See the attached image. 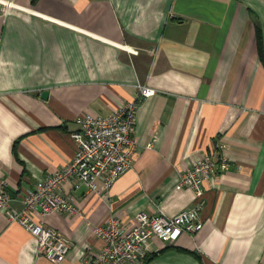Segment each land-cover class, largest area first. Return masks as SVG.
<instances>
[{
	"label": "crops",
	"instance_id": "1",
	"mask_svg": "<svg viewBox=\"0 0 264 264\" xmlns=\"http://www.w3.org/2000/svg\"><path fill=\"white\" fill-rule=\"evenodd\" d=\"M264 0H0V179L12 207L69 163L79 114L137 104L132 168L108 195L73 190L76 214L44 222L69 236L60 264H93L92 229L195 203L180 176L204 152L229 167L205 183L203 228L163 244L148 264H264ZM155 90L140 96L139 87ZM47 92V99L42 98ZM152 143L151 148L147 145ZM0 264H55L0 212Z\"/></svg>",
	"mask_w": 264,
	"mask_h": 264
},
{
	"label": "built area",
	"instance_id": "2",
	"mask_svg": "<svg viewBox=\"0 0 264 264\" xmlns=\"http://www.w3.org/2000/svg\"><path fill=\"white\" fill-rule=\"evenodd\" d=\"M140 96L149 98L155 90L139 87ZM137 104L126 103L108 116L79 114L78 129L71 134L76 145L73 159L64 167L38 180L33 189L20 198V209L12 207L8 182L0 179V212L8 221L18 223L36 241L37 254L55 264L62 263L71 251L68 235L44 222H37L36 213L47 218L59 212L76 214L73 198L63 186L71 183L73 190L86 188L105 198L117 180L133 166L137 142L133 137ZM152 143L147 145L151 148ZM229 161L212 152L197 154L180 176V185L194 191L195 203L174 216L161 212L141 211L131 223L120 217H110L93 227L92 233L102 242L93 264H142L153 240L163 244L177 240L184 234L194 235L202 230L201 210L204 206L205 183L219 172H225Z\"/></svg>",
	"mask_w": 264,
	"mask_h": 264
},
{
	"label": "trees",
	"instance_id": "3",
	"mask_svg": "<svg viewBox=\"0 0 264 264\" xmlns=\"http://www.w3.org/2000/svg\"><path fill=\"white\" fill-rule=\"evenodd\" d=\"M256 35H257L256 39H257V50H258L259 59L264 66V49L262 44L261 30L258 26L256 27ZM148 263H149V259L146 257L142 264H148Z\"/></svg>",
	"mask_w": 264,
	"mask_h": 264
},
{
	"label": "water",
	"instance_id": "4",
	"mask_svg": "<svg viewBox=\"0 0 264 264\" xmlns=\"http://www.w3.org/2000/svg\"><path fill=\"white\" fill-rule=\"evenodd\" d=\"M47 95H48L47 92H43V94H42V98H43V99H47Z\"/></svg>",
	"mask_w": 264,
	"mask_h": 264
}]
</instances>
